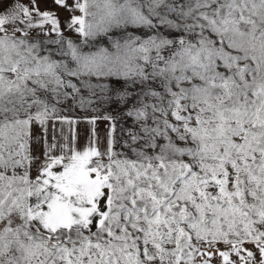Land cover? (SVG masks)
I'll use <instances>...</instances> for the list:
<instances>
[{
  "label": "snow or ice",
  "instance_id": "1",
  "mask_svg": "<svg viewBox=\"0 0 264 264\" xmlns=\"http://www.w3.org/2000/svg\"><path fill=\"white\" fill-rule=\"evenodd\" d=\"M50 2L0 0V264H264V0Z\"/></svg>",
  "mask_w": 264,
  "mask_h": 264
},
{
  "label": "crops",
  "instance_id": "2",
  "mask_svg": "<svg viewBox=\"0 0 264 264\" xmlns=\"http://www.w3.org/2000/svg\"><path fill=\"white\" fill-rule=\"evenodd\" d=\"M52 7L51 2L49 0V3L47 4H41V8L45 9V8H50ZM66 13L61 14V18L64 19L66 17ZM67 128V126H65ZM107 128H108V122L106 121H97V132L101 138V140L103 141L107 132ZM75 131L79 137V143L80 144H84L87 137L90 134V126L84 122H81L77 125H75Z\"/></svg>",
  "mask_w": 264,
  "mask_h": 264
},
{
  "label": "rangeland",
  "instance_id": "3",
  "mask_svg": "<svg viewBox=\"0 0 264 264\" xmlns=\"http://www.w3.org/2000/svg\"><path fill=\"white\" fill-rule=\"evenodd\" d=\"M66 115L73 116V117H83L85 115H93L92 113H83L80 111L74 112V113H65Z\"/></svg>",
  "mask_w": 264,
  "mask_h": 264
}]
</instances>
